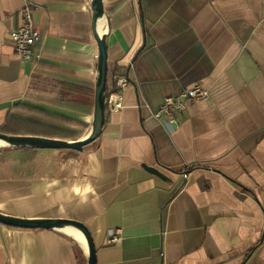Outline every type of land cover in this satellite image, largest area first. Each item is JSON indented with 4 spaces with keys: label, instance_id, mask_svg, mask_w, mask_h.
I'll return each mask as SVG.
<instances>
[{
    "label": "crops",
    "instance_id": "obj_1",
    "mask_svg": "<svg viewBox=\"0 0 264 264\" xmlns=\"http://www.w3.org/2000/svg\"><path fill=\"white\" fill-rule=\"evenodd\" d=\"M91 2L0 0V133H90ZM102 3L109 95L128 80L121 108L82 151L1 144L0 214L82 222L97 264H264V0ZM25 6L41 35L27 64L9 38ZM195 84L209 100L168 130L154 113ZM0 264H87V250L66 231L0 224Z\"/></svg>",
    "mask_w": 264,
    "mask_h": 264
},
{
    "label": "water",
    "instance_id": "obj_2",
    "mask_svg": "<svg viewBox=\"0 0 264 264\" xmlns=\"http://www.w3.org/2000/svg\"><path fill=\"white\" fill-rule=\"evenodd\" d=\"M92 31L98 47V75L94 93V117L90 133L79 141H63L41 137H15L0 133V141L9 147L37 148V149H71L82 151L85 146L95 141L101 134L106 118V98H107V79H108V60L106 36L98 33V21L105 16L102 0H92ZM143 167L149 173L169 181L167 177L159 170ZM0 224L21 229H45L62 230L65 227H73L80 231L86 241L87 264H97L96 249L93 237L86 227L80 221L67 218L57 219H22L8 215L0 214Z\"/></svg>",
    "mask_w": 264,
    "mask_h": 264
},
{
    "label": "built area",
    "instance_id": "obj_3",
    "mask_svg": "<svg viewBox=\"0 0 264 264\" xmlns=\"http://www.w3.org/2000/svg\"><path fill=\"white\" fill-rule=\"evenodd\" d=\"M24 23L23 25L10 33V42L13 44L14 51L22 63H32L41 58V53L37 46L41 42V35L35 30L31 11L28 6L23 9ZM117 90L106 98V110L116 111L121 108L118 101V92L128 85L126 78H117ZM209 100V92L195 84L191 87L183 89L175 96L167 97L162 106L154 113V118L160 121L168 130H173L182 120L188 103L201 102ZM121 237L118 233L110 234L108 242L118 244Z\"/></svg>",
    "mask_w": 264,
    "mask_h": 264
},
{
    "label": "bare ground",
    "instance_id": "obj_4",
    "mask_svg": "<svg viewBox=\"0 0 264 264\" xmlns=\"http://www.w3.org/2000/svg\"><path fill=\"white\" fill-rule=\"evenodd\" d=\"M102 23H103V21L101 19H99L98 25H100ZM1 144H3V142L0 141V145ZM62 231H66V233L72 235L75 239H77L86 248L85 238L80 231H78L77 229H75L73 227H65L62 229Z\"/></svg>",
    "mask_w": 264,
    "mask_h": 264
},
{
    "label": "trees",
    "instance_id": "obj_5",
    "mask_svg": "<svg viewBox=\"0 0 264 264\" xmlns=\"http://www.w3.org/2000/svg\"><path fill=\"white\" fill-rule=\"evenodd\" d=\"M111 93V90L107 87V96Z\"/></svg>",
    "mask_w": 264,
    "mask_h": 264
},
{
    "label": "rangeland",
    "instance_id": "obj_6",
    "mask_svg": "<svg viewBox=\"0 0 264 264\" xmlns=\"http://www.w3.org/2000/svg\"><path fill=\"white\" fill-rule=\"evenodd\" d=\"M88 259V258H87Z\"/></svg>",
    "mask_w": 264,
    "mask_h": 264
}]
</instances>
